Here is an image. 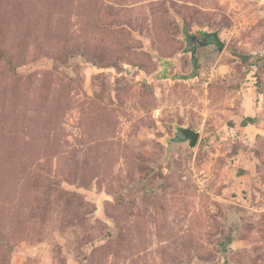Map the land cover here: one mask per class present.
I'll return each instance as SVG.
<instances>
[{
  "label": "rangeland",
  "instance_id": "obj_1",
  "mask_svg": "<svg viewBox=\"0 0 264 264\" xmlns=\"http://www.w3.org/2000/svg\"><path fill=\"white\" fill-rule=\"evenodd\" d=\"M0 264H264V0H0Z\"/></svg>",
  "mask_w": 264,
  "mask_h": 264
},
{
  "label": "water",
  "instance_id": "obj_2",
  "mask_svg": "<svg viewBox=\"0 0 264 264\" xmlns=\"http://www.w3.org/2000/svg\"><path fill=\"white\" fill-rule=\"evenodd\" d=\"M192 39L195 42V45L197 48L200 46H205L209 44H216L219 49H222L224 46V42L221 41L219 38V35L214 33H208L200 38L192 37ZM197 43V44H196ZM193 48V49H195ZM199 138V133L192 130L191 128H181L180 131L177 133V139L178 141H187L189 140V143L191 146H195Z\"/></svg>",
  "mask_w": 264,
  "mask_h": 264
},
{
  "label": "trees",
  "instance_id": "obj_3",
  "mask_svg": "<svg viewBox=\"0 0 264 264\" xmlns=\"http://www.w3.org/2000/svg\"><path fill=\"white\" fill-rule=\"evenodd\" d=\"M253 119L252 118H248V121H252Z\"/></svg>",
  "mask_w": 264,
  "mask_h": 264
}]
</instances>
